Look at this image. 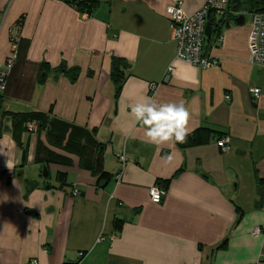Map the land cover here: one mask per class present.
<instances>
[{
	"label": "crops",
	"instance_id": "0c3cea01",
	"mask_svg": "<svg viewBox=\"0 0 264 264\" xmlns=\"http://www.w3.org/2000/svg\"><path fill=\"white\" fill-rule=\"evenodd\" d=\"M182 1L188 15L207 2ZM173 2L106 0L85 18L61 0H0V73L23 22L19 58L0 92V264H76L81 253L82 264H264V68L251 64L249 50L252 14L264 9L255 2L264 0H231L225 18L210 19L204 53L220 65L207 70L176 61ZM117 60L126 64L120 89ZM145 95L183 101L187 137L205 130L206 142L146 143L129 107ZM29 114L47 125L36 136L15 119ZM61 123L104 147L109 181L94 175L97 149ZM223 137L228 155L217 146ZM121 153L127 165L117 182ZM168 181L166 199L153 203L150 189Z\"/></svg>",
	"mask_w": 264,
	"mask_h": 264
},
{
	"label": "built area",
	"instance_id": "2783aa9c",
	"mask_svg": "<svg viewBox=\"0 0 264 264\" xmlns=\"http://www.w3.org/2000/svg\"><path fill=\"white\" fill-rule=\"evenodd\" d=\"M68 4L70 0H61ZM74 1V0H73ZM80 1V0H75ZM106 1V0H102ZM231 0H207L205 5L195 14L188 15L183 9L182 0H174L173 5L167 9V14L170 19L172 39L177 44V57L176 61L193 65L203 70L218 67L219 61L213 59L210 56L205 55L204 47L207 41L206 29L210 19L213 18H225L230 13ZM71 6L77 10L76 6ZM83 17L88 18L87 13L83 14ZM22 20L19 21L13 29V37L11 40V55L6 64V71L0 73V92H4L7 86V74L13 66L17 63L19 58V49L21 42ZM214 32V29H213ZM222 39H219L221 42ZM249 50L251 54V64L254 67L264 68V13L255 12L251 17V32L249 36ZM173 71L171 66L167 72L165 80H168V76ZM159 85L152 84L151 91H156ZM251 93L259 98L260 89H253ZM230 100V97H227ZM28 132L32 136L38 134V126L34 122H29L26 125ZM218 148L224 155H228L231 151V141L229 137H223L217 142ZM117 157L118 162L121 165V171L116 175L117 182H120L123 171L127 165V158L124 153L119 154ZM152 189H156V193H153ZM150 197L153 203L161 204L167 197V191L161 186H154L150 189ZM155 197V199H154ZM262 234V230L256 228L253 231V236L258 237ZM114 237L112 238V240ZM104 238H100L99 242H103ZM84 254L81 253L79 260L76 264H82ZM264 261V257H263ZM32 264H37L33 262Z\"/></svg>",
	"mask_w": 264,
	"mask_h": 264
},
{
	"label": "clouds",
	"instance_id": "9594fccd",
	"mask_svg": "<svg viewBox=\"0 0 264 264\" xmlns=\"http://www.w3.org/2000/svg\"><path fill=\"white\" fill-rule=\"evenodd\" d=\"M129 107L134 123L144 128L146 143L160 146L173 141L186 142L190 132L188 127L190 112L183 101L157 102L155 98L145 95L135 100ZM152 191L156 193L157 190Z\"/></svg>",
	"mask_w": 264,
	"mask_h": 264
},
{
	"label": "trees",
	"instance_id": "16d2710c",
	"mask_svg": "<svg viewBox=\"0 0 264 264\" xmlns=\"http://www.w3.org/2000/svg\"><path fill=\"white\" fill-rule=\"evenodd\" d=\"M73 3V6L77 7V11H79L81 14L87 13L90 16L93 15L94 11L99 8V6L102 3V0H80V1H73L70 0L68 2L69 5ZM255 6L258 7H263L264 2H255ZM259 13H264V9L259 10ZM125 61L124 60H117L114 67H113V72H112V77L115 82V84L118 86L120 89L125 81V76L123 72V68L125 66ZM78 77V71L75 70L72 76V80H76ZM15 119H17L21 124H23L25 127L29 122H34L38 126V132L40 130H43L47 127L45 122H42L41 117L34 115V114H29V115H24V116H17ZM62 125L61 128L64 130H70L72 131V134H78L79 136H83L87 140V144L89 145L90 148H96L97 149V157H96V168L94 170V175L98 178V183H104L107 182L111 179V175L108 173H105L103 171V160H104V147L102 145H99L96 143L95 139H93V136H91V133H86L84 130L81 129H76L72 128L71 126H67L66 124L61 123ZM51 135H49L50 138H53L52 132H50ZM206 136V131L205 130H198L194 134H192L190 137H187L186 141L190 143V146H201L206 142L205 139ZM63 143V141H61ZM181 145H185V143H180ZM69 145V144H68ZM28 157V148L24 147L23 148V160L26 162ZM58 180L61 183L66 182V175L65 174H59ZM169 185V181L165 183L164 188H166ZM123 225V222L118 220L116 222L115 228L117 230H121ZM224 247V246H223ZM221 247V248H223ZM220 248V249H221Z\"/></svg>",
	"mask_w": 264,
	"mask_h": 264
},
{
	"label": "water",
	"instance_id": "95a60500",
	"mask_svg": "<svg viewBox=\"0 0 264 264\" xmlns=\"http://www.w3.org/2000/svg\"><path fill=\"white\" fill-rule=\"evenodd\" d=\"M213 24H214V20H211L210 22H208L207 24V29H206V35L207 38H211L213 35ZM236 24L238 26H242L245 24V17L244 16H240L237 20H236ZM229 27V26H227ZM10 122V119H6L5 121V127H4V133L6 134H11L12 133V129L11 127L8 125V123ZM44 177L47 178L48 177V173H47V169H45L44 172ZM111 264H115V263H111Z\"/></svg>",
	"mask_w": 264,
	"mask_h": 264
},
{
	"label": "rangeland",
	"instance_id": "374dc122",
	"mask_svg": "<svg viewBox=\"0 0 264 264\" xmlns=\"http://www.w3.org/2000/svg\"><path fill=\"white\" fill-rule=\"evenodd\" d=\"M247 19H248V21H249V17H248Z\"/></svg>",
	"mask_w": 264,
	"mask_h": 264
}]
</instances>
